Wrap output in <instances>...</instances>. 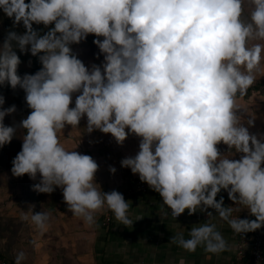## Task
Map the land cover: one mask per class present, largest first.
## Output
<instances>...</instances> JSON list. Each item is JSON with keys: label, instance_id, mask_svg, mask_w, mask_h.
<instances>
[{"label": "clouds", "instance_id": "1", "mask_svg": "<svg viewBox=\"0 0 264 264\" xmlns=\"http://www.w3.org/2000/svg\"><path fill=\"white\" fill-rule=\"evenodd\" d=\"M0 10L13 29L24 28L8 30L0 44V86L22 89L31 109L19 125L7 126L4 118L17 109L3 108L0 95V147L18 134L22 139L11 162L14 177L38 180L37 193L62 189L67 210L86 226L96 225L104 209L121 225L132 224L123 194L104 192L95 182L97 162L75 151L78 145L61 142L65 126L77 130L86 117V133L99 130L118 144L129 134L140 138L139 151L120 164L160 195L162 210L175 219L185 210L206 214L170 244L219 254L231 245L217 218L241 236L264 227V134L249 132L255 116L245 121L237 105L264 76V0H0ZM89 35L103 55L102 64L90 68L71 47ZM17 49L42 67L18 75ZM222 190L234 206H225L223 196L217 200ZM34 207L21 219L32 226L31 244L40 249L50 213H34ZM245 209L248 217L233 215ZM26 259L18 251L14 264ZM48 260L42 253L40 264Z\"/></svg>", "mask_w": 264, "mask_h": 264}, {"label": "crops", "instance_id": "2", "mask_svg": "<svg viewBox=\"0 0 264 264\" xmlns=\"http://www.w3.org/2000/svg\"><path fill=\"white\" fill-rule=\"evenodd\" d=\"M237 105L240 108L238 114L245 121L252 115L255 116L253 126L248 129L249 132L258 136L264 134V97L253 95L246 100L238 98ZM83 124V128L74 131L77 135L75 142H71L69 138L67 141L70 146L73 144V148L78 145L75 151L89 155L97 162L95 182L102 191L121 189L138 176L130 169L121 167L120 162L123 158L134 156L139 151L140 138L129 134L122 144H118L110 134H103L98 130L90 134L86 133V124L85 122ZM244 126L248 127L246 123ZM84 135L86 138L83 137ZM218 149L226 152L227 146L220 144ZM239 156L240 154H237L234 159H239ZM110 166L115 167L114 174L109 171ZM8 183L7 175H4L0 180V214L21 219L22 211H28L29 205H35L34 213L43 210L50 213V226L39 241L41 248L36 249L32 245V250L27 251L29 254L31 252V256L28 254L32 260L30 264H40L42 253L48 254V264H179L181 258L184 259L185 264H233L236 248L234 235L228 225L218 218L214 222L231 245L229 250L210 254L198 247L195 252H186L170 244L173 235L183 231L187 237L188 230L193 225L205 222L207 216L199 211L189 216L188 211L185 210L175 219L170 210L166 208L162 210V198L152 189L146 194H135L124 198L129 202L128 216L133 221L132 224L121 225L109 210L104 209L96 213V225L89 227L67 210L62 189L56 188L51 193L56 195L57 201L54 210H49L39 202L21 200V190L11 189ZM222 192L226 196V206H234L228 199L227 192L223 190ZM208 211L216 215L215 210L208 209ZM106 212L111 217L109 227L103 223V215ZM233 215H239L244 219L248 217V212L245 209L240 213L234 212ZM24 222L29 226L31 237L28 238L32 240L33 228L29 222ZM6 240L7 237L0 238V245L4 246ZM18 251L14 248L11 253L16 254Z\"/></svg>", "mask_w": 264, "mask_h": 264}, {"label": "trees", "instance_id": "3", "mask_svg": "<svg viewBox=\"0 0 264 264\" xmlns=\"http://www.w3.org/2000/svg\"><path fill=\"white\" fill-rule=\"evenodd\" d=\"M29 2V0H26V3ZM0 12H3L0 10ZM54 25H50L49 27H52ZM33 28L37 31H46L47 29L44 28L43 25H33ZM8 30H14L12 28V24L10 22V18L3 16L0 14V31L3 34V40L5 37V34ZM17 33H22L24 31V28L22 25H18V29L14 30ZM96 39V37H95ZM102 39V38H100ZM19 53V51H18ZM17 53V55H18ZM21 62L27 59V61H31L29 64V74H34L36 71H38L42 66L39 63V60L37 57L31 56L30 53L26 52V55L23 57L18 55ZM253 95H259L264 97V78L262 80H256L254 84L247 90V93L243 97H238L240 99L246 100L249 99ZM237 98V99H238ZM17 104L19 105L21 109V113L19 114V122L26 118L31 109L28 108L25 99H22V97L17 96L16 97ZM8 126V123H4ZM11 126V125H10ZM14 140H17L16 142ZM21 144L22 139L20 135H17L16 139H12L10 143L4 145L3 147H0V153L3 152L4 155L0 156V173L7 175V181L9 182L8 185H11V189H18L21 190L20 199L25 202H39L40 205L47 207L49 210H54V205L56 204V195L55 194H43V193H37L32 190V186L37 181H32L29 179L27 175H24L23 177H14L11 173V167H12V160L16 156V154L21 150ZM219 147V145H217ZM264 165H262L263 167ZM15 178V179H14ZM39 179V177H38ZM22 185V186H21ZM14 195V194H12ZM220 196L224 197V205L226 206V196L223 195V192L218 194L217 198L219 200ZM232 232V231H231ZM30 229L27 223H25L22 219L19 218H13L8 217L3 214H0V238H6V243L4 246L2 244L0 245V257L9 263L14 264V257L16 254H12L11 250L14 248H17L19 251L23 250L27 254V259L25 261V264H30L32 260L28 257V252L30 249L32 250L31 246V239L28 237H31L30 235ZM22 237V238H21ZM21 238V239H20ZM20 239V240H19ZM235 239V237H234ZM20 242H19V241ZM250 251H247L245 254V257L241 261H236L235 257L233 259V264H251V257L249 255ZM31 256V252L29 254Z\"/></svg>", "mask_w": 264, "mask_h": 264}, {"label": "rangeland", "instance_id": "4", "mask_svg": "<svg viewBox=\"0 0 264 264\" xmlns=\"http://www.w3.org/2000/svg\"><path fill=\"white\" fill-rule=\"evenodd\" d=\"M0 14H2L4 16L3 12H0ZM10 22H11V24H13L12 19H10ZM16 29H18V26L14 30H16ZM2 38H3V34L0 31V44L3 43ZM94 39H95L94 36L89 35L84 41H81L79 44H74L71 46L73 52L77 55V57L85 64L86 67H89V68L92 64L100 65L103 62V55L99 54V49L93 43ZM18 51L19 50L17 49V53H18ZM18 55H20V56L23 55V57H24L26 55V53L22 54L19 52ZM262 66H264V62H262ZM29 70H30L29 69V61H27V59H26L23 62H21V64L18 66V75H20L22 77L25 73L29 74ZM263 78H264V76H258L256 80H262ZM78 94L79 93L73 95V104H70V107L74 106L75 96ZM0 95H3L5 98V103L2 106L3 108H7L11 105H15L16 109H17V111L15 113H13L12 115L6 116L4 118L3 122L8 123V126L19 125V118L18 117H19V114L21 113V109H20L19 105L17 104L18 102L16 100V97L20 96V97H22V99H24L25 93L23 92L22 89H20L18 87L15 90H13L11 87L5 85V86H0ZM257 96H259V95H257ZM84 122L87 125L86 117H84L80 120V122L77 126V128L79 130L81 128H83ZM69 127H71V128H69ZM68 129H70V130H68ZM77 130H73L71 125L65 126V128L63 129V133H64L63 136L64 137L61 136V142L65 143V145H66V146L64 145L65 147L73 148V144L71 143L72 146H70V143L68 141H65V138H67V140L69 138L71 140V142H75L77 135H75L74 131H77ZM95 132H97V130ZM70 133H71V135L69 136ZM83 137L86 138L85 135ZM16 138H17V135L13 137V139H16ZM85 138H83V139H85ZM14 141L16 142L17 140H14ZM1 155H4L3 152L0 153V156ZM3 176L4 175L2 173H0V180L3 179Z\"/></svg>", "mask_w": 264, "mask_h": 264}, {"label": "built area", "instance_id": "5", "mask_svg": "<svg viewBox=\"0 0 264 264\" xmlns=\"http://www.w3.org/2000/svg\"><path fill=\"white\" fill-rule=\"evenodd\" d=\"M151 189L146 183L141 182L139 176L134 177L119 191L123 194L124 198L133 196L135 194H146ZM255 219V217H250ZM110 222V215L108 212L104 213L103 223L107 226ZM233 233V232H232ZM235 237V259L241 261L247 251L251 257V264H264V227L255 231L244 234L243 236L234 234ZM0 264H13L0 257Z\"/></svg>", "mask_w": 264, "mask_h": 264}]
</instances>
